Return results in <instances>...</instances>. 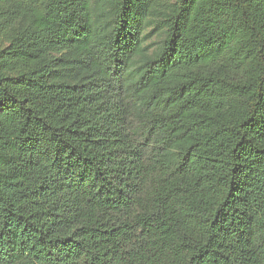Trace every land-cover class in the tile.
<instances>
[{
    "label": "trees",
    "instance_id": "obj_1",
    "mask_svg": "<svg viewBox=\"0 0 264 264\" xmlns=\"http://www.w3.org/2000/svg\"><path fill=\"white\" fill-rule=\"evenodd\" d=\"M0 0V264H264V0Z\"/></svg>",
    "mask_w": 264,
    "mask_h": 264
},
{
    "label": "rangeland",
    "instance_id": "obj_2",
    "mask_svg": "<svg viewBox=\"0 0 264 264\" xmlns=\"http://www.w3.org/2000/svg\"><path fill=\"white\" fill-rule=\"evenodd\" d=\"M179 0H158L153 7L146 31L144 33L143 53L134 61L136 65L141 64L146 57L158 51L165 39L167 29L166 20L172 14ZM8 45L7 37H0V50Z\"/></svg>",
    "mask_w": 264,
    "mask_h": 264
}]
</instances>
